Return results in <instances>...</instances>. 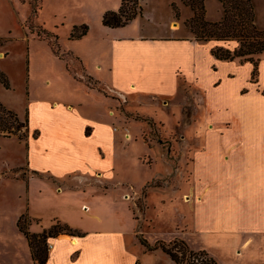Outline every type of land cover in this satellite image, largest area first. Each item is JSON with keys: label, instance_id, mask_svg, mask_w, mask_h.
Listing matches in <instances>:
<instances>
[{"label": "crops", "instance_id": "obj_1", "mask_svg": "<svg viewBox=\"0 0 264 264\" xmlns=\"http://www.w3.org/2000/svg\"><path fill=\"white\" fill-rule=\"evenodd\" d=\"M85 1L92 9L74 18L76 21L69 22V16L59 12L60 3L57 11L46 17L42 0L36 18L38 25L55 35L61 30L71 34L75 27H89L86 36L73 41L83 48L72 47L70 52L80 60L85 76L125 102L131 94L173 99L183 95L182 84L201 100L205 120L196 130L190 163L184 165L188 172H177L176 193L182 203L176 214L174 240L185 241L194 251L208 252L220 264H264V53L253 79L254 63L219 60L212 50L220 43L195 40L185 25L194 14L182 0H165L158 8L162 12L159 25L166 24L167 33L145 31V24H141L144 11L123 28L105 27L103 16L119 11L122 0H84L83 5ZM173 4L179 7L181 19L176 18ZM254 7L256 25L264 31V0H254ZM187 10L191 13L185 16ZM56 58L63 65L62 73L96 101L94 107L118 102L98 87L79 81L66 61ZM83 97L30 103V119L34 116L32 107L36 115L50 114L41 119L43 125L30 128L26 166L30 203L27 211L18 208L13 214L17 228L20 217L27 213L33 234H41L57 222L82 234L50 239L47 264H175L162 251L149 252L142 245L132 227L137 220L130 206L117 227L87 229L71 216V207L32 205V195L36 198L40 188V194L88 191L105 182L102 168L109 157L113 159V142L118 135L112 125L87 115ZM36 132L39 136L33 139ZM185 148L179 161L182 165L188 157ZM162 174L158 172L156 177ZM128 197L123 195L122 199L127 201ZM93 218L99 219L96 215ZM13 233L23 252L8 262L0 259V264H35L26 237L19 228ZM144 234L150 238L151 233ZM166 235L148 241L152 245L172 242Z\"/></svg>", "mask_w": 264, "mask_h": 264}, {"label": "rangeland", "instance_id": "obj_2", "mask_svg": "<svg viewBox=\"0 0 264 264\" xmlns=\"http://www.w3.org/2000/svg\"><path fill=\"white\" fill-rule=\"evenodd\" d=\"M164 1L145 0L144 21H141V24H145V31L169 32L166 24L159 25L162 12L158 8ZM83 2L84 0H42L43 13L46 17H51L60 3L59 12L66 13L69 22L76 21L74 18H80L92 9L86 1V5ZM176 2L180 3V0ZM39 5L40 0H0V71L9 80L8 89L0 83V102L15 112L21 121L28 120L30 129L43 125L41 119L49 118L50 114L49 111L45 115H36L32 107L34 116L30 119V103L84 96L82 99L86 103L87 115L100 123L112 125L118 139L113 142V159L109 157L103 165L106 176L102 185L91 187L88 191L64 190L61 193L45 194L44 191L40 194V188L36 198L32 195V205L46 208L53 203L59 208L71 207V216L87 229L117 227L130 206L137 220V223H132V227L137 229L139 240L143 238L157 241L161 239L162 233H167L166 239L173 242L176 237L172 234L177 232L178 225L176 214L182 203L180 195L176 193L179 187L177 172L179 169L186 172L184 165L190 163V154L197 143L196 130L205 120L201 100L194 96L188 85L182 84L183 95L174 96L173 99L166 98L163 101L160 96L158 99L155 96L131 94L125 102L85 76L76 57L64 53H70L72 47H83L81 43L76 44L73 42L75 40L70 39L71 34L67 29L61 30L56 34L58 43L73 76L90 88L98 87L118 101L112 105L107 103L105 106L94 107L93 105H97L96 101L87 98L89 95L77 87L64 71L63 75V65L56 58L49 42L38 37L40 34L55 43L53 36L44 34L36 19H31L32 7L37 8ZM188 12L191 13L187 10L184 15ZM182 17L180 13L178 19ZM222 17L220 2L207 0V21L218 22ZM33 139H37L35 134ZM28 142L20 141L16 136L0 137V236H4L0 239V259L4 262L11 261L23 252L22 244L13 233L18 231L13 214L18 208H25L27 211L30 203L26 167ZM184 147L188 157L182 165L179 161ZM158 172L163 174L156 177ZM148 182L151 183L147 185ZM163 191L169 193V196ZM123 195L129 196L127 201L122 199ZM95 215L99 219L93 218ZM144 232L151 233L150 238L145 237Z\"/></svg>", "mask_w": 264, "mask_h": 264}, {"label": "trees", "instance_id": "obj_3", "mask_svg": "<svg viewBox=\"0 0 264 264\" xmlns=\"http://www.w3.org/2000/svg\"><path fill=\"white\" fill-rule=\"evenodd\" d=\"M144 1L145 0H122L119 11L105 13L103 16V25L111 29L123 28L129 25L143 14ZM218 1L223 8V17L220 21L213 23L206 19L207 0H182L184 5L189 7L194 14L191 19L186 21L185 25L191 31L196 41L205 43L215 41L221 44L212 50V54L217 59L224 61L239 59L241 61L254 63L255 70L253 79H256L260 56L264 53V31L260 30L256 25L254 0ZM40 8L41 0L39 7H32V20L37 18ZM173 9L176 18H179L180 12L176 4H173ZM39 29L47 36H53L55 43L49 41L48 38L41 37L40 34L38 35L40 39L49 42L58 57L65 60V54L61 52L58 43V36L45 30L42 26H40ZM88 31L89 27L86 25L75 27L70 35V39L79 40L86 36ZM231 44L235 45L230 46ZM0 46H2L1 40ZM75 59L82 66L80 60L77 58ZM67 68L70 70L68 63ZM78 80L81 81V79ZM0 83L7 89L9 88V80L1 71ZM13 136H16L20 141L28 142L30 138L28 120L25 122L21 121L15 112L8 109L0 102V137L11 138ZM35 136L38 137L39 132H36ZM31 222V218L26 213L20 217L18 228L29 243L32 259L35 264H47L50 239L56 238L61 234L72 237L82 236L77 230L60 222L55 223L49 230H45L41 234H33L29 230ZM140 242L149 252L162 251L168 255L175 264H220L208 252L194 251L183 240L176 239L170 243L159 241L152 245L146 239L141 238Z\"/></svg>", "mask_w": 264, "mask_h": 264}]
</instances>
